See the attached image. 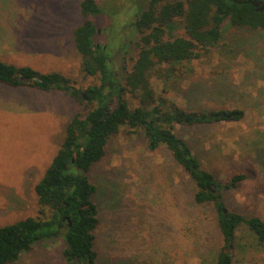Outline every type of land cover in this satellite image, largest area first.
<instances>
[{"label":"rangeland","instance_id":"1","mask_svg":"<svg viewBox=\"0 0 264 264\" xmlns=\"http://www.w3.org/2000/svg\"><path fill=\"white\" fill-rule=\"evenodd\" d=\"M142 1L98 0L107 11L92 17L97 41L112 50L123 46L121 70L130 69L136 57L141 31L134 21ZM80 2L0 0V60L59 70L82 92L98 84L99 74L85 73L74 41V30L84 21ZM223 28L226 44L194 60L193 71L168 80V66L156 67L150 80L157 96L187 109H245L246 117L235 123L176 122L174 130L220 179L247 174L225 199L233 211L264 219V30L228 20ZM126 97L132 107L140 104L132 93ZM93 106L66 90L0 83V226L52 216L49 207L41 211L36 185L62 146L71 119L85 117ZM89 174L98 185L101 264H214L220 247L214 211L194 202L193 181L166 146L151 151L140 133L124 126ZM62 228L59 236L40 240L8 264H77L64 255ZM261 253L252 232L242 226L235 264H262Z\"/></svg>","mask_w":264,"mask_h":264},{"label":"trees","instance_id":"2","mask_svg":"<svg viewBox=\"0 0 264 264\" xmlns=\"http://www.w3.org/2000/svg\"><path fill=\"white\" fill-rule=\"evenodd\" d=\"M257 1L262 0L142 1L134 21L141 31L136 57L130 69L121 70L118 52L122 45L112 50L109 43L96 40L99 28L92 17L107 10L98 0H81L84 21L75 28L74 41L82 55L85 73L99 74L100 78L98 84L84 92L75 88L71 77L59 70L43 71L29 64L0 60V83L14 87L28 85L44 91L66 90L94 105L85 117L76 114L71 119L62 146L36 185L41 211L49 207L52 216L48 219L29 216L0 226V264L15 262L40 240L59 236L62 227L65 228L64 255L69 261L101 264L96 247V230L100 224V208L95 200L98 185L89 173L106 155L110 138L124 126L133 134L140 133L151 151L166 146L190 175L195 188L194 202L214 211L220 237L214 264H235L237 233L242 226H247L254 235L264 264V219L233 211L225 199V192L238 187L247 174L220 179L174 130L176 122L235 123L246 117L245 109L226 106L187 109L162 95L157 96L150 80V72L156 67L168 66L164 74L168 80L193 71L194 60L211 48L226 44L223 28L226 20L237 27L264 30V10L258 9ZM127 92L139 99L138 106L130 105Z\"/></svg>","mask_w":264,"mask_h":264},{"label":"water","instance_id":"3","mask_svg":"<svg viewBox=\"0 0 264 264\" xmlns=\"http://www.w3.org/2000/svg\"><path fill=\"white\" fill-rule=\"evenodd\" d=\"M255 5L258 6L259 10H264V1L263 0L255 2ZM85 97H88L86 93H85ZM70 225H71V222H70Z\"/></svg>","mask_w":264,"mask_h":264}]
</instances>
